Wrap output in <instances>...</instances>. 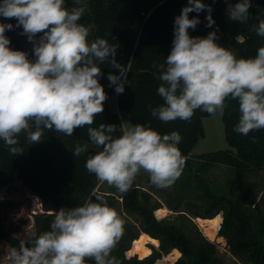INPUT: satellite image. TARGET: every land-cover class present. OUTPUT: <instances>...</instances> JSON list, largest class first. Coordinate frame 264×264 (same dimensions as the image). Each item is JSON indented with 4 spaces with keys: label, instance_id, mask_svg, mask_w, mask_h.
Wrapping results in <instances>:
<instances>
[{
    "label": "clouds",
    "instance_id": "clouds-1",
    "mask_svg": "<svg viewBox=\"0 0 264 264\" xmlns=\"http://www.w3.org/2000/svg\"><path fill=\"white\" fill-rule=\"evenodd\" d=\"M0 0V141L13 156L23 153L18 137L27 131L29 143L39 144L45 130L72 136L77 127L89 126L92 145L101 148L89 156L85 167L101 183L127 192L143 169L157 187L171 185L183 172L185 158L179 148V132L161 135L151 127L101 123L92 127L104 111L107 94L99 82L102 64L111 61L119 75L109 73L110 86L125 92L127 71L115 59L118 44L105 38L89 41L91 26L79 21L86 12L84 0ZM252 0L229 4L230 21L246 23ZM206 11V27L213 28L212 6L204 0H187L173 25V40L165 62L154 64L161 81L157 92L164 103L152 115L167 123L188 121L196 110L223 114L228 99L237 100L239 120L234 131L248 135L264 129V47L254 58H237L218 43V27L206 36H192ZM197 15L190 18L189 14ZM256 34L264 37V18H258ZM22 27L33 44V59L13 50L5 34ZM42 33L37 38V34ZM31 129V130H30ZM120 131L116 137L114 133ZM89 144L77 143L74 157L87 152ZM97 202L61 208L46 231L12 248L7 264H120L111 255L123 232V220L102 195Z\"/></svg>",
    "mask_w": 264,
    "mask_h": 264
},
{
    "label": "trees",
    "instance_id": "trees-1",
    "mask_svg": "<svg viewBox=\"0 0 264 264\" xmlns=\"http://www.w3.org/2000/svg\"><path fill=\"white\" fill-rule=\"evenodd\" d=\"M204 2L212 6V17L216 23L213 28L206 27L207 12L203 11L198 14L201 23L195 30L189 29L190 35L204 37L218 27V43L221 46L231 49L237 58H254L257 50L264 47V37L258 36L255 31L258 18H264V0H252L249 19L243 24L230 21L226 13L228 5H234L238 0ZM186 4L187 0H84L86 12L79 22L91 26L89 41L100 37L105 38L109 44H118L115 59L127 71L125 92L117 94L115 87L110 86L107 76L109 73L119 75V71L112 68L110 59L99 64L103 73L99 82L104 86L107 99L103 102V113L95 117L92 127H98L101 123L115 124L117 127L122 124L119 115L108 105L109 100L116 96L118 108L129 114L133 125L151 127L161 135L179 132L182 137L179 144L182 155L184 158L192 155L198 142L205 136L203 119L213 115L196 110L188 121L175 120L167 123L152 115V109L164 103L157 92L161 83L157 78L159 72L153 65L165 62L172 45L174 19ZM68 6H73L72 0H68ZM196 15L195 12L189 14L190 18ZM11 20L0 18V22ZM239 36L243 37L241 42L236 41ZM28 57L34 58L32 43ZM226 105L223 122L226 140L231 149L198 158L205 166H227L235 172L236 177L231 180L226 194L211 190L202 179L199 183L203 196L211 206L209 218L213 220L222 211L226 215L220 236H227L225 229L230 221L237 234L243 238L242 241L231 244V239L226 237L232 254H245V262L264 264V219L256 222L248 208L255 188L252 185L247 190H240L249 174L264 169V129L251 131L248 135L234 131L240 115L239 104L237 100L228 99ZM88 127H77L72 136L45 130L42 141L35 145L26 139L27 131L22 132L18 137V146L23 149V153L17 156H13L0 141V188L12 184L17 176L43 202L44 213L34 217L35 233L32 238L50 231V224L59 209L82 206L89 200L97 202L96 195H102L95 193L99 180L85 167L89 156L102 150L91 144ZM120 135L119 130L114 133L116 137ZM77 143H88L89 149L79 157H74L71 150ZM114 191L118 198L123 199L126 211L138 213L144 232L161 242V253L169 255L175 249L182 253V259L177 264H223L217 255L216 244L205 242L204 245H195L180 228L158 222L154 217L157 209L151 208V196L139 192L135 187H130L125 193H120L116 188ZM103 197L108 206L115 209L116 197ZM6 210L0 202V239L19 248L21 241L26 240L14 238L12 232L5 228L3 214ZM125 252L118 244L111 255L120 264L142 263L127 261ZM155 261L156 257L153 256L144 263L155 264ZM86 264H95V261L86 259Z\"/></svg>",
    "mask_w": 264,
    "mask_h": 264
},
{
    "label": "rangeland",
    "instance_id": "rangeland-1",
    "mask_svg": "<svg viewBox=\"0 0 264 264\" xmlns=\"http://www.w3.org/2000/svg\"><path fill=\"white\" fill-rule=\"evenodd\" d=\"M242 40V36L236 38L238 42ZM108 105L114 113L119 115L122 123L133 125L129 114L118 108L116 96L109 100ZM223 117L224 112L222 115L217 113L213 117L203 119L205 136L198 142L192 155L185 158L181 176L171 185L162 188L153 185L150 182L149 174L141 169L131 187L152 197L151 208L157 209L154 212V217L158 222L172 224L180 228L195 245H204L205 242L216 244L217 255L223 264H253L243 260L245 254L240 256L232 254V248L227 238L231 239V244H236L243 238L237 234L230 221L227 222L225 229L228 237L220 236L219 232L225 222L226 215L222 211L212 218L213 220L209 218L211 206L208 199L203 196L202 186L199 183L202 179L208 183L211 190H218L220 193L226 194L229 192L231 180L236 177L235 172L227 166H205L198 158L205 154L231 149L226 140ZM252 185L255 190L252 203L248 205V208L252 211L254 220L259 222L264 219V169L249 174L240 186V190H247ZM114 190L115 187L107 183L100 188L103 196L116 197L115 210L123 220V232L116 246L119 244L126 250V260L131 263L147 264V262L144 263L145 260L154 256L156 257L155 264H171L163 262L168 255L161 253V242L144 232L138 213L131 214L126 211L123 199L118 198ZM0 202L7 208L3 214L5 228L11 231L13 237L18 240L31 239L35 233L34 217L44 213L43 202L40 198L33 195L16 176V180L12 184L0 188ZM130 238L135 240H130ZM12 248L15 247L0 239V264H7V256ZM173 251L177 252V257L172 264H177L182 259V253L178 249Z\"/></svg>",
    "mask_w": 264,
    "mask_h": 264
},
{
    "label": "water",
    "instance_id": "water-1",
    "mask_svg": "<svg viewBox=\"0 0 264 264\" xmlns=\"http://www.w3.org/2000/svg\"><path fill=\"white\" fill-rule=\"evenodd\" d=\"M5 23H13L15 25L16 20L13 18L11 21H5ZM22 31V27H14L13 30L6 31L5 34L10 38V47L13 50L24 51L28 54L31 42L28 41L26 35L22 34ZM39 35H42V33L37 34V37H39Z\"/></svg>",
    "mask_w": 264,
    "mask_h": 264
},
{
    "label": "bare ground",
    "instance_id": "bare-ground-1",
    "mask_svg": "<svg viewBox=\"0 0 264 264\" xmlns=\"http://www.w3.org/2000/svg\"><path fill=\"white\" fill-rule=\"evenodd\" d=\"M221 240L223 241V239L221 238ZM220 242V241H219ZM177 257V252L173 251L172 253H170V255L166 256L163 260V262H169L172 264V262L175 260V258Z\"/></svg>",
    "mask_w": 264,
    "mask_h": 264
},
{
    "label": "built area",
    "instance_id": "built-area-1",
    "mask_svg": "<svg viewBox=\"0 0 264 264\" xmlns=\"http://www.w3.org/2000/svg\"><path fill=\"white\" fill-rule=\"evenodd\" d=\"M105 183H106V182H105ZM105 183H101V182L99 181V184H98V187H97L96 190H95V193L101 194L100 188H101Z\"/></svg>",
    "mask_w": 264,
    "mask_h": 264
},
{
    "label": "flooded vegetation",
    "instance_id": "flooded-vegetation-1",
    "mask_svg": "<svg viewBox=\"0 0 264 264\" xmlns=\"http://www.w3.org/2000/svg\"><path fill=\"white\" fill-rule=\"evenodd\" d=\"M115 1V0H114Z\"/></svg>",
    "mask_w": 264,
    "mask_h": 264
}]
</instances>
